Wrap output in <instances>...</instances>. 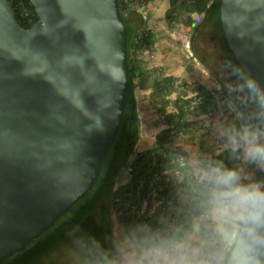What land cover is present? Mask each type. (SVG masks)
Segmentation results:
<instances>
[{
    "label": "water",
    "instance_id": "95a60500",
    "mask_svg": "<svg viewBox=\"0 0 264 264\" xmlns=\"http://www.w3.org/2000/svg\"><path fill=\"white\" fill-rule=\"evenodd\" d=\"M23 27L0 0V262L95 184L128 94L118 0H28ZM227 45L264 85V0H221Z\"/></svg>",
    "mask_w": 264,
    "mask_h": 264
},
{
    "label": "rangeland",
    "instance_id": "374dc122",
    "mask_svg": "<svg viewBox=\"0 0 264 264\" xmlns=\"http://www.w3.org/2000/svg\"><path fill=\"white\" fill-rule=\"evenodd\" d=\"M10 1L20 20L28 23L36 15L30 2ZM210 2L121 0L123 14L134 10L144 24L129 56L139 135L115 180L113 245L129 227H162L194 214V173L206 160L222 161L242 168L249 179L264 180V170L228 148L222 129L239 127L246 118L190 50L192 29L203 16L196 8Z\"/></svg>",
    "mask_w": 264,
    "mask_h": 264
},
{
    "label": "clouds",
    "instance_id": "9594fccd",
    "mask_svg": "<svg viewBox=\"0 0 264 264\" xmlns=\"http://www.w3.org/2000/svg\"><path fill=\"white\" fill-rule=\"evenodd\" d=\"M226 65L238 78L230 91L247 93L255 111L239 127H224L222 135L233 153L264 170V85L243 67ZM194 180L195 212L185 221L129 227L110 250L86 233L77 243L86 253L83 264H264V180L210 159Z\"/></svg>",
    "mask_w": 264,
    "mask_h": 264
},
{
    "label": "trees",
    "instance_id": "16d2710c",
    "mask_svg": "<svg viewBox=\"0 0 264 264\" xmlns=\"http://www.w3.org/2000/svg\"><path fill=\"white\" fill-rule=\"evenodd\" d=\"M26 1L29 3L28 0ZM220 1L211 0L207 6L201 5L196 8L203 13V16L192 29L189 46L193 56L204 65L220 85L228 101L247 118L255 111V105L248 99L247 93L229 89V85L235 86L238 83V78L226 62L230 61L236 67H239V63L229 49L221 28ZM12 5L14 7L13 3ZM30 6L33 8L31 4ZM118 8L127 31L129 94L119 131L109 148L97 181L73 205L75 207L79 203L72 211L73 206L50 228L29 241L22 250L2 260L0 264H83L82 258L86 253L82 247H77V243L78 238L86 233L99 239L105 249L113 248L110 211L115 180L132 154L139 135L129 56L135 36L144 24L141 15L134 10H127L126 15L123 14L124 7L121 0H118ZM16 18L23 27H29L37 20V15H34L28 23L20 20L17 14ZM88 254H91L90 250Z\"/></svg>",
    "mask_w": 264,
    "mask_h": 264
},
{
    "label": "crops",
    "instance_id": "0c3cea01",
    "mask_svg": "<svg viewBox=\"0 0 264 264\" xmlns=\"http://www.w3.org/2000/svg\"><path fill=\"white\" fill-rule=\"evenodd\" d=\"M135 101H136V110H137V116H138V120L140 121V114H139V107H138V99H137V97L135 96ZM147 112H146V110L145 111H143V118H144V121L146 122V119H147ZM143 121H141V123H142ZM149 139V138H148ZM149 141V140H148ZM115 185H116V183H115ZM115 187V186H114ZM114 190V189H113ZM111 225H112V221H111ZM112 234L114 235V231H113V229H112Z\"/></svg>",
    "mask_w": 264,
    "mask_h": 264
}]
</instances>
